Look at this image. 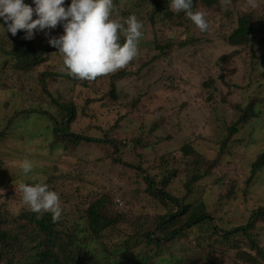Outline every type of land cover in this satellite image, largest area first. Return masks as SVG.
I'll list each match as a JSON object with an SVG mask.
<instances>
[{
    "label": "rangeland",
    "instance_id": "374dc122",
    "mask_svg": "<svg viewBox=\"0 0 264 264\" xmlns=\"http://www.w3.org/2000/svg\"><path fill=\"white\" fill-rule=\"evenodd\" d=\"M258 2L259 7L252 9L246 0H238L232 2L227 11L218 3L208 10L203 4L199 5L197 9L205 12L210 22L206 32L186 22L185 17L183 25L178 24L179 20H175L178 18L172 19L171 10L163 4L156 15L153 3L141 11L135 8L133 14L142 21L147 36L134 58L133 67L127 68L126 79L118 82V98L108 96L111 89L108 79L100 80L98 86H102V90L97 98L104 97V101L97 104L99 107L90 106L89 116L80 117L72 125L76 133L112 141L113 145L84 142L75 147L54 136L55 124L48 118L16 119L10 137L0 144V230L21 236L23 227L32 226L29 213L35 212L23 203L22 194L15 191V185L43 182L60 195L63 209L60 219L66 224L62 229L66 242L72 234L77 237L76 244L84 245L88 241V247L92 248L105 242H117L119 239L110 235V231H105L101 240L90 241L86 212L98 200L108 203L114 196L117 207L127 210L125 217L131 219V212L132 217L140 214L141 205L145 206L151 197L144 193L147 186L138 168L148 170L160 183L164 179L166 162L171 163V170L186 172L182 178L173 180L170 186L173 195L183 198L187 193L183 183L192 180L196 173L206 174L191 202L204 198L211 211L217 210L214 216L226 228L246 224L254 209L264 208V169L251 185L247 184L252 165L264 152V62L252 64V58L254 62L264 59V43L259 41L264 36L260 29L264 27V0ZM132 10L124 8L122 13L116 9L113 18H126L121 13ZM148 13L155 17L156 24L149 20ZM247 14H254L253 26L259 32L252 36L253 50L243 52L245 47H234L227 42L232 33L227 16L231 15L236 21ZM164 29L174 31L168 32V39L183 45L176 47L171 55H162L155 61L160 51L153 38L156 34L162 40ZM47 31H36V37L48 41ZM62 33V26L51 30L52 36ZM223 57L226 61H221ZM48 88L56 98L58 91L64 96L70 91L69 85L61 82L54 85L50 80ZM79 93L82 99L88 98L89 91L83 90L76 95ZM1 96L0 100L4 101L5 97ZM29 99L23 96L21 103L12 110L1 107L0 125L7 126L16 111L39 107L38 101ZM102 104L109 114L98 112ZM252 104L258 118L240 128L239 134L229 137V129L241 115L238 108L248 109ZM43 109L51 110L47 105ZM122 117L125 119L120 127L112 130ZM155 127H158L156 131ZM228 137V148L222 153L221 142ZM185 145L194 148L192 155L183 152ZM126 146L128 153H125ZM24 159L33 164L32 172L27 175L19 167ZM231 186L236 193L228 199L225 195ZM260 238V246L264 248V231ZM15 250L3 251L0 246V264L17 262L31 253L30 248L22 253ZM213 260L215 264L229 263L222 253ZM36 261L29 264H36Z\"/></svg>",
    "mask_w": 264,
    "mask_h": 264
},
{
    "label": "trees",
    "instance_id": "16d2710c",
    "mask_svg": "<svg viewBox=\"0 0 264 264\" xmlns=\"http://www.w3.org/2000/svg\"><path fill=\"white\" fill-rule=\"evenodd\" d=\"M237 1L232 0L235 3ZM24 2L35 7L33 0H25ZM70 2L71 0H66V5ZM152 3L154 15L157 14L161 4L170 11V0H113V13L115 14L116 9L122 13L124 8L125 10L134 9L128 13H121L124 17H128L135 13V8L141 11ZM192 3L194 11L202 4L208 10L215 3L219 4V0H192ZM170 12L174 14L171 13L172 19L178 18L175 19L179 20L178 24L183 25V17H185L186 22L196 27L184 12L180 16L173 11ZM227 17L230 22L229 31L232 32L227 42L234 47H245L243 52L249 49L253 50L254 40L252 36L259 32V29L253 26L256 20L254 14L241 15L236 21L231 15ZM148 18L156 24V19L152 14L148 13ZM3 23V20L0 19V24ZM4 27L6 28V25ZM260 29L264 31V27ZM142 31L143 36L138 45L140 50L143 47L142 41L147 36L144 27ZM168 32L174 31L164 29L165 37L162 40L156 34L154 35L153 42L156 49L160 51V56L155 58V61L162 55H171L176 47L183 45L176 42L175 39H168L170 36ZM24 37V31L12 36L10 32H6L3 27H0V95L5 97L4 101L0 100V109L4 107L12 110L13 106L17 107L21 103L20 100L23 96H28L31 101H38L39 107L16 111L14 116L9 119L7 126L0 125V144L10 137L11 126H14L15 121L19 118L40 117L48 118L50 122L55 124L54 136L57 139L70 142L75 147L84 142L96 143L99 146L113 145L112 141L105 142L101 138L76 133L72 131V125L80 117L89 116L90 106L99 107L97 104L104 101V97L97 98L101 93L99 90L102 86H98L100 80L108 79L111 86L108 96L111 99L118 98V82L126 79L127 68L133 67L134 59L124 67L125 70H119V73L100 76L94 81L80 80L61 71L62 58L58 53H54L58 49L50 46L47 40L38 39L36 33L31 40H26ZM259 41L263 44L264 36ZM120 43H124L123 38H121ZM262 57L264 58V54ZM225 59L227 58L223 57L221 61ZM253 59V65L264 62V59L258 60L256 56L255 59L258 61L254 62ZM49 80L54 85L60 82L69 85V93L64 96L58 91L56 98L51 89L48 88ZM83 90L89 91L88 98L82 99L80 93L78 96L76 95ZM92 93L94 96H91ZM44 105H47L51 110H44ZM103 105L105 104L101 105L102 107L98 112L102 115L109 114L107 110L103 109ZM252 105L248 109L245 107L238 108L241 115L238 122L229 129V137L239 134L240 128L248 126L253 119L258 118L254 113L255 105ZM124 119L122 117L117 120L115 126H112V130L120 127ZM0 123L2 122L0 121ZM157 128L155 127L154 131ZM100 130L102 131L101 128ZM112 130L105 133H111ZM229 137L228 140L221 142L222 153H224L225 148H228L226 143L229 141ZM113 147L117 152L119 151L118 147ZM126 148L127 146L125 153H128ZM194 151V148H190L188 145L183 148V152L189 156ZM119 161L121 160L117 159L118 163H122ZM197 162L194 161V163ZM170 164V162H166L167 168L164 170V179L160 183L156 176L153 177L148 170L138 168L139 171L143 172L142 179L147 186L144 193L151 197V200H148L145 206L141 205L140 214H135L132 217L133 213L131 212V219L125 217L127 210L117 207L114 196L108 203L107 201L104 203V200L100 199L90 206L86 212L91 233L89 240L92 241L95 238L101 240L103 233L110 231V235L119 239L117 242H105L92 248L88 247V241L84 245L76 244L77 237L74 234L66 242V234L62 230L66 228L64 220L60 219L58 222H53L51 213L44 212V215L41 216L42 212H31L29 218L32 221V226L23 227L24 234L22 233V237L7 230H0V246L3 247V251L13 252L18 249V253H22L30 248L31 253L28 256L17 262L11 260L9 264H29L35 259L38 260L36 264H215L213 259L218 253L228 257V264H264V248L260 246V236L264 231V208L254 209L246 224L226 228L225 224H220L215 218L214 215L217 210L211 211L204 198L191 202V198L200 187V181L206 177V174L196 173L192 180L185 181L183 185L187 193L183 198H180L170 192V186L174 179L182 178L186 172L183 174L178 170H171ZM263 169L264 152L258 156L257 161L252 165L251 176L247 184L251 185L254 178ZM158 183L161 186L160 190L157 186ZM51 190L55 191V188ZM235 193V187L231 186L225 196L230 199ZM113 202L114 204H111ZM127 222H129L128 226ZM125 223L126 228H123ZM63 242L66 243L63 244ZM177 245L179 250H177ZM225 264L227 263L225 262Z\"/></svg>",
    "mask_w": 264,
    "mask_h": 264
},
{
    "label": "clouds",
    "instance_id": "9594fccd",
    "mask_svg": "<svg viewBox=\"0 0 264 264\" xmlns=\"http://www.w3.org/2000/svg\"><path fill=\"white\" fill-rule=\"evenodd\" d=\"M35 7L24 0H0V19L6 32L16 36L24 31L26 40L34 38L36 31L45 32L48 43L62 58L61 71L80 80L94 81L100 76L115 73L126 67L139 52L143 36V23L135 14L114 19L113 0H33ZM256 9L258 0H246ZM220 7L227 11L232 0H219ZM169 9L174 13L184 12L201 32L210 28L207 14L193 10L192 0H170ZM35 16V19H34ZM6 25V28L4 27ZM62 26L63 33L52 36L51 30ZM121 38L124 43L121 44ZM19 167L27 175L33 164L24 159ZM15 191L22 194L23 203L36 213H51L53 222L62 216L59 193L50 190L43 182L19 183Z\"/></svg>",
    "mask_w": 264,
    "mask_h": 264
}]
</instances>
